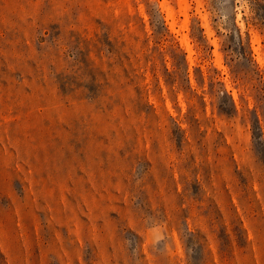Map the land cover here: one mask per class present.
Masks as SVG:
<instances>
[{
	"label": "rangeland",
	"instance_id": "rangeland-1",
	"mask_svg": "<svg viewBox=\"0 0 264 264\" xmlns=\"http://www.w3.org/2000/svg\"><path fill=\"white\" fill-rule=\"evenodd\" d=\"M0 264H264V0H0Z\"/></svg>",
	"mask_w": 264,
	"mask_h": 264
},
{
	"label": "bare ground",
	"instance_id": "bare-ground-1",
	"mask_svg": "<svg viewBox=\"0 0 264 264\" xmlns=\"http://www.w3.org/2000/svg\"><path fill=\"white\" fill-rule=\"evenodd\" d=\"M186 37H188V35L186 36ZM185 36L183 37V41L185 42V44L188 46V50H189V52H191V45L189 44V42H188V40H187V38H186ZM255 40H256V38H255ZM255 42V41H254ZM190 45V46H189ZM192 53V52H191ZM190 53V54H191Z\"/></svg>",
	"mask_w": 264,
	"mask_h": 264
}]
</instances>
